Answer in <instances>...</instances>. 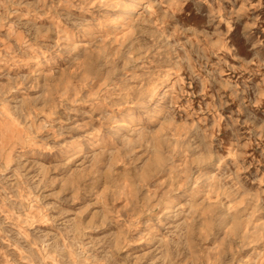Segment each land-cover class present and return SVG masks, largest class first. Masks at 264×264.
Instances as JSON below:
<instances>
[{"label":"clouds","instance_id":"9594fccd","mask_svg":"<svg viewBox=\"0 0 264 264\" xmlns=\"http://www.w3.org/2000/svg\"><path fill=\"white\" fill-rule=\"evenodd\" d=\"M0 264H264V0H0Z\"/></svg>","mask_w":264,"mask_h":264}]
</instances>
